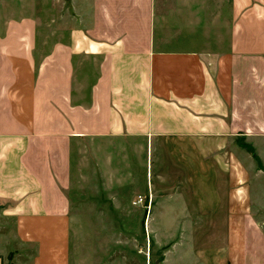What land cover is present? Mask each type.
Listing matches in <instances>:
<instances>
[{
  "label": "crops",
  "instance_id": "0c3cea01",
  "mask_svg": "<svg viewBox=\"0 0 264 264\" xmlns=\"http://www.w3.org/2000/svg\"><path fill=\"white\" fill-rule=\"evenodd\" d=\"M259 164L264 0H0V264H264Z\"/></svg>",
  "mask_w": 264,
  "mask_h": 264
},
{
  "label": "rangeland",
  "instance_id": "374dc122",
  "mask_svg": "<svg viewBox=\"0 0 264 264\" xmlns=\"http://www.w3.org/2000/svg\"><path fill=\"white\" fill-rule=\"evenodd\" d=\"M247 149L251 152V154H253L254 156H255V158L257 157L256 156V153H255V151H254V149L251 147V146H247ZM259 167H260V169H262V170H264V168L262 167V165L261 164H259ZM244 175H245V173H244ZM237 222L238 223H236V224H238V225H240L241 224V218H237ZM263 221H264V218H263ZM80 236H82V234L80 235ZM144 244L143 243H141L140 244V248H139V250H138V253L141 255V254H144Z\"/></svg>",
  "mask_w": 264,
  "mask_h": 264
},
{
  "label": "built area",
  "instance_id": "2783aa9c",
  "mask_svg": "<svg viewBox=\"0 0 264 264\" xmlns=\"http://www.w3.org/2000/svg\"><path fill=\"white\" fill-rule=\"evenodd\" d=\"M143 202H145V198H144L143 196L140 195V196L138 197L137 201H135L134 203H137V204H138V203H143Z\"/></svg>",
  "mask_w": 264,
  "mask_h": 264
}]
</instances>
